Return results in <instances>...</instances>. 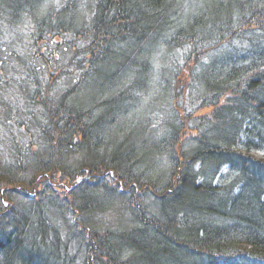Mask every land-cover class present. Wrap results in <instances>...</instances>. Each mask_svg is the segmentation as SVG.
I'll return each mask as SVG.
<instances>
[{"label":"trees","instance_id":"obj_1","mask_svg":"<svg viewBox=\"0 0 264 264\" xmlns=\"http://www.w3.org/2000/svg\"><path fill=\"white\" fill-rule=\"evenodd\" d=\"M0 264H264V0H0Z\"/></svg>","mask_w":264,"mask_h":264},{"label":"rangeland","instance_id":"obj_2","mask_svg":"<svg viewBox=\"0 0 264 264\" xmlns=\"http://www.w3.org/2000/svg\"><path fill=\"white\" fill-rule=\"evenodd\" d=\"M226 171V168H224L223 170H222V174L224 173ZM222 174L218 177V179H217V182H219L220 180H221V178H222ZM227 177V179L230 177V174L229 175H227L226 176Z\"/></svg>","mask_w":264,"mask_h":264}]
</instances>
